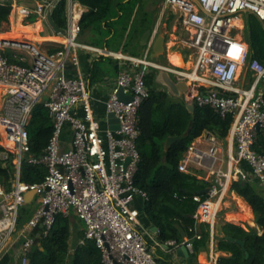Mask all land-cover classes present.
Listing matches in <instances>:
<instances>
[{"label":"built area","instance_id":"built-area-1","mask_svg":"<svg viewBox=\"0 0 264 264\" xmlns=\"http://www.w3.org/2000/svg\"><path fill=\"white\" fill-rule=\"evenodd\" d=\"M1 1L17 6V0ZM164 4L174 11L184 31L180 40L191 58L187 70L152 59V42L140 57L80 43L81 26L74 10L68 18L65 44L55 51L43 52L0 37V134L9 143L3 145L2 156L9 159L13 153L16 165L11 187L0 183V251L14 233H19L21 264L30 262L37 227L43 224L39 236L49 235L60 214H75L83 221L85 239L95 241L105 264H165L147 247L145 234H153L142 222L136 205L137 198L144 203L148 200L147 192L135 184V176L141 158L137 147L139 109L150 95V69L167 70L187 81L184 97L188 103L234 117L227 154L211 130L197 136L184 152L178 169L208 181V191L193 195L198 203L194 225L189 228L193 236L180 243L168 240L162 246L177 250L185 245L193 252L194 240L202 237L198 228L202 223L209 224L213 238L220 204L234 181L257 180L264 189V154L252 150L258 125L264 128V64L257 58L248 59L249 45L237 32L244 25V12L255 14L264 25V0H165ZM57 5L40 0L34 9L25 7L21 14L34 13L47 20ZM79 48L120 62L106 99L96 98L83 76L67 74L70 63L79 66ZM245 67L252 77L249 85L240 83ZM120 92L131 98L120 97ZM40 102L49 111L54 132L44 154L34 157L29 156L28 124ZM100 104L106 112V124L100 118ZM109 113L118 120V129L110 127ZM27 156L30 163L45 165L42 182L22 180ZM30 191L35 194L29 202L36 205L20 227L21 209L29 203L26 195Z\"/></svg>","mask_w":264,"mask_h":264},{"label":"trees","instance_id":"trees-1","mask_svg":"<svg viewBox=\"0 0 264 264\" xmlns=\"http://www.w3.org/2000/svg\"><path fill=\"white\" fill-rule=\"evenodd\" d=\"M78 1L91 8L80 20L81 29L95 28L96 31L103 32L102 23L104 22L108 32H114L113 39L107 41L110 47L123 45L124 50L128 51L129 48L147 45L142 43V37L154 24L147 11H135L134 5L128 8H126L127 5H122V15L112 19L115 0ZM12 9L10 1L0 0V32L8 30ZM52 16L60 27H67L66 0L60 1ZM243 17L244 39L249 45L248 59L257 58L264 64V25L253 13L244 12ZM37 18L36 14H30L25 19V23L35 22ZM125 34H128V39L123 43ZM94 43L102 44L100 41ZM101 58H110L114 66L117 65L118 60L113 57L102 56ZM92 74L94 80L102 76L97 65ZM247 77L249 78L247 85H249L252 77L248 70ZM262 86L264 87V83ZM187 104L184 95L175 96L167 89L151 88L149 97L139 109L141 133L137 140V147L141 158L135 184L148 194V200L143 209H140L141 219L146 227H157L152 234L161 244L157 245L160 251L164 250L162 244L168 240H176L180 243L184 240V235L193 236V231H189V228L194 225L193 215L198 207V203L193 200V195L203 191L209 185L208 181L178 169L184 152L205 130L214 131L221 140H226L234 120L232 114L223 117L209 106L195 105V111L191 112ZM192 120L194 126L190 133H186ZM28 129L31 142L29 156L40 157L44 154L54 132L53 121L43 102L38 103L34 108ZM172 135H180L181 140L167 150L165 142ZM0 139H4L1 134ZM255 148L257 152L264 154V128L257 134ZM4 149L5 147L0 144V183L9 189L15 176L16 165L13 161V153L10 154L9 159L3 158ZM244 166L248 168L246 164ZM46 172L44 164L30 163L28 156L24 158L22 180L28 183H40L44 180ZM231 191L243 197L251 206L255 216L254 221L262 232L259 233L256 227H249L247 230L241 225L224 222L222 224L224 235H215L214 239L217 241V249L230 255L219 256L217 264H264V192L258 185V181L251 179L234 181ZM33 205V202H29L22 207L19 218L20 227L30 218L34 210ZM75 219L76 217L73 220L71 216L58 215L52 231L47 236H38L41 230L38 226L34 233L36 243L29 264H105L95 241L85 239L84 229H78V239L76 238L74 244H71L72 224ZM198 228L202 237L194 240L193 252L190 254L191 264H196L200 251L210 249L209 224L202 223ZM227 237L243 240L245 244L241 245ZM145 238L149 245H153L149 235L145 234ZM157 258L163 263L171 262L170 256Z\"/></svg>","mask_w":264,"mask_h":264},{"label":"crops","instance_id":"crops-1","mask_svg":"<svg viewBox=\"0 0 264 264\" xmlns=\"http://www.w3.org/2000/svg\"><path fill=\"white\" fill-rule=\"evenodd\" d=\"M18 1L19 0H17V5L28 7V6H26L27 4L25 1L22 4L21 3L19 4ZM34 1L37 2L40 0H34ZM60 1H62V0H50V2H52V3L57 2L58 4L60 3ZM130 1L131 0H115V3H117V4L114 3L113 9H112L114 16L112 17V19L119 18L123 13L122 8H121L122 5L126 6L125 4H127V3L129 4ZM129 5L132 6L131 3ZM134 6L136 7L135 11H137V10L147 11L149 13L151 19L154 21L152 28L148 29V30H151L153 33V35H151V38L148 41V43L152 42V47H153V43L155 42V40L158 36L159 30L162 26V20H164V19H166L167 21H168V19L170 20V23L172 24V32L170 33V35L175 37V41L172 39V41H171L172 43H169L168 41H170V40H168L166 42V39H165V43H166L165 54H167V56H169L173 52L174 53L179 52V54L183 57V60L185 62L186 49L180 40L181 37L183 36V32H182L183 30L180 27V25L178 24V22L176 21L174 11L171 10L174 14L172 16L171 15L172 13L167 11V8L165 7V4H164L163 7L161 8V11L159 13L160 15H159V18L157 20L156 14L159 12L158 6L152 8V10L155 11L154 12L155 15H153L150 10L145 9V7H143V5L140 2H139V5L135 4ZM128 7L129 6L127 5L126 8H128ZM90 9H91L90 6L83 4L78 0H66L67 20L69 18L71 10H74V12L78 15V17L80 16L79 17V21H80L82 19L83 15L86 12L90 11ZM53 11H52V14H53ZM25 19H26L25 16L22 15L18 11V7H14L12 9L11 14H10V21L12 22L11 30H14L16 33H15V35H9L6 37H15L14 39H18L16 37H21V36L26 37L27 39L22 38L19 40L28 41L29 43L33 44L35 47H37L39 50H41L43 52H52V50L54 48L61 47L65 44L66 33L62 34V33L55 31L48 24V21L45 18L38 16L37 20L35 22H32V23H25ZM38 22H40L41 26H42L40 30H38L36 28ZM102 25H103V29H102L103 32L102 31L101 32L96 31L95 28L81 29V32L79 35V42L86 44V45L102 48L108 52L109 51L117 52V53L120 52L122 54L131 55V56H139L140 57V56H142V54L145 53V49H146L148 43L145 47H138V48L133 47L131 49L129 48L128 51L124 50L123 45H120V46L117 45V46H111L110 47L107 44V41H110L111 39H113L114 32H108L109 31L108 27L105 26L104 22L102 23ZM29 26H32L33 28H29ZM67 27H68V21H67ZM67 27L65 29H67ZM5 32H8V31H5ZM5 32H3V33H5ZM176 33H178V37H176ZM167 34H168V32H167ZM165 38H167V36H165ZM127 39H128V34H125L124 38H123V43H125V41ZM95 41H100L102 44L101 45L95 44L94 43ZM39 45H41V46H39ZM181 51H182V53H181ZM23 52L27 53L28 51L24 50ZM77 52H78L79 59H80L79 66H75L72 63H70L68 65V68H67V74L69 76H83L86 79L92 94L98 99H103V100L106 99L108 92L110 91V87H111L110 83H112L115 79L113 78V80L109 84H106V82H105V80L108 81L107 79H105V77H107V76H105V77L101 76L95 80L93 79V74H92L93 69L96 65V62L101 58V56L98 55V53H96V52H93L91 50L84 49V48H79ZM151 52H152V48H151ZM187 56H188V54H187ZM104 57H107V56H104ZM171 64H173L174 66H177V67H181V66L175 65L172 62H171ZM114 67L116 68V70L120 69V62L118 61L117 65ZM150 82H151V85L155 84V87H151ZM147 83H148V86L150 88L163 89L162 84L158 79V74L156 73V70L155 71L151 70L148 73ZM98 111L100 114V118H103L102 123L106 124V119H104V117L106 116V112H105L104 106L102 104L98 105ZM228 149H229V147H228ZM228 149H227V151H228ZM260 188L262 190H264L263 187H260ZM136 205L140 209L141 208L143 209L145 203L141 198H137ZM221 205H223V202L221 203ZM250 208H251V206H250ZM251 210H252V208H251ZM71 217L73 218V220H74V217H76L75 221L79 220V217L75 214H73ZM254 219H255V217H254ZM235 220H236V218H231L230 220H228V222L234 223ZM80 221H82V220H80ZM142 222H143V220H142ZM238 225H241L242 227H244L247 230L249 229L243 223L238 224ZM153 227L149 226V227H147V229H149V231L152 233V232H154V230L152 229ZM250 227H256L259 230V233L262 232L261 228L257 226L255 221L252 222V225H250ZM80 228L84 229V226L81 225ZM215 235H219V236L224 235V233L222 231V226H221L220 230H216V228H215L214 236ZM214 236H213V238H211L210 249L209 250H203V251L199 252L196 264H217L219 256L230 255V253L223 252V251L217 249V241H215ZM150 238L153 240V246L157 247V244L154 242V240L158 241L156 239V237L154 235H152V237L150 236ZM186 238H189V236L184 235V240ZM19 246H20L19 233H14L12 235V237L10 238L8 245L6 247H3L0 251V264H21L20 254H19ZM162 247L164 250L163 251L159 250L157 257H160V258H163V257L166 258V256L171 257V262L165 263V264H191V262L189 263L186 258L178 256L177 250H175L172 246H162Z\"/></svg>","mask_w":264,"mask_h":264},{"label":"rangeland","instance_id":"rangeland-1","mask_svg":"<svg viewBox=\"0 0 264 264\" xmlns=\"http://www.w3.org/2000/svg\"><path fill=\"white\" fill-rule=\"evenodd\" d=\"M24 1L27 4L26 6H28L30 9H34L35 8L36 1H34V0H28V1L27 0H19L18 3L22 4ZM164 1L165 0H131L130 3H131V5H135V4L139 5V2H140L143 5V7H145V9L150 10L153 15H155V13H154L155 11H153L152 8L158 6L159 7V9H158L159 12L156 14V18L158 20L161 8L164 5ZM125 5L130 6L129 4H125ZM167 11L172 13L171 14L172 16L174 15L170 8H167ZM31 14H33V13H31ZM27 17L28 16H25V18H27ZM11 27H12V22L10 21V25H9V27H7L8 28L7 31H10ZM167 32H168V34H167ZM171 32H172V24L170 23V20L169 19H168V21L166 19L162 20V26H161V28L159 30L158 35L167 36V38H165L166 42L168 40H170L168 42L172 43L171 41H172V39L175 41V37L170 35ZM182 32L184 34V31H182ZM237 32H238V35L241 36L244 39V36H245L244 35V25H243V27L241 26L240 28H238ZM9 35L10 34L8 32H6V33L0 32V37L1 38H15V37H6V36H9ZM176 37H178V33H176ZM16 38L22 39V38H26V37L21 36V37H16ZM165 45H166V43H165ZM39 46H41V45H39ZM7 51L10 52V53L12 52L11 49H8ZM181 53H182V51H181ZM151 54H152V52H151ZM187 54L188 53L185 52V62L189 63L188 67H190V65H191L190 64V59L191 58L188 57ZM98 55H100L102 57L104 54H98ZM143 55L144 54H142V56ZM104 56L111 57L109 55H104ZM156 61L158 63L162 64V65H165V66H168V67H174V65L171 64L167 54H164L162 57L156 59ZM96 65L98 66V68L100 70V73L102 74V77L107 76V77H105V79L108 80V81L105 80L106 84H109L113 80V78L114 79L117 78L119 69L116 70V68L114 67V62H113L112 59H110V58H105V59L104 58H100L96 62ZM187 69H188L187 66L183 67V70H187ZM151 70L155 71V69H150V71ZM157 71L158 70H156V73H157ZM165 71H167V70H165ZM173 77L176 80H179L175 75H173ZM248 81H249V78L247 77V68L245 67L244 71H243V76H242V79H241L240 82H241L242 85H247ZM150 86L151 87H155V84L151 85V82H150ZM162 87H163V89H166V86H164V84H162ZM1 133H3V132H1ZM221 142H222L223 150L227 154V149H228V147L230 145V133H229L228 137L226 138V140H221ZM0 144L6 146L9 143L7 141H5L4 139H0ZM206 173H207V171L204 170L203 174L206 175ZM35 205H36V203L33 205V207H32L33 209H34ZM254 217H255L254 213L251 210L250 205L246 202V200L243 197L239 196L236 192L229 191L227 193V195H226V198H225L224 202H223L222 209L220 210V212L218 214L217 223H216V230H220L222 224L224 222L230 220L231 218H236L234 223H236V224L243 223L249 228L250 225H252V222H254ZM72 225L73 226H72V234H71V244L73 245L75 240L78 239V235H79L78 229H80L81 225L84 226V228H85V224L83 223V221H80V219H79L78 221L73 222ZM146 242H147L148 249L152 252L153 255H155L157 257V254L159 253V249L156 246L149 245V242L147 241V239H146Z\"/></svg>","mask_w":264,"mask_h":264},{"label":"water","instance_id":"water-1","mask_svg":"<svg viewBox=\"0 0 264 264\" xmlns=\"http://www.w3.org/2000/svg\"><path fill=\"white\" fill-rule=\"evenodd\" d=\"M47 21L48 24L57 32L59 33H66V29L60 27L53 19L52 16V12H49L47 15ZM151 35H153L151 30H147L142 37V43H148L149 39L151 38ZM5 41L8 42H13V43H20V44H26L29 46H34L33 44L29 43L28 41H22L19 39H14V38H3ZM166 52V45H165V36L164 35H158L155 42L153 43V47H152V54H150V57L152 59H158L160 55L165 54ZM158 74V79L159 81L164 84V86H166L167 91H169L170 93H172L175 96H181L183 94H185L189 88V84L187 81L185 80H176L169 72L165 71V70H158L157 71ZM120 97L124 98V99H130V96H123L122 92H120ZM187 108L191 111L194 112L195 111V104L194 103H188L187 104ZM109 118H110V127L113 129H118L119 126L116 125V123L118 122V120L116 118H114V114L113 113H109ZM194 126V121L192 120L190 122V125L186 131V133H190L191 129ZM258 131L261 130V126L258 125L257 127ZM181 140V136L180 135H172L169 136L166 139L165 142V148L167 150H169L175 143L179 142ZM252 150H255V147L252 146ZM208 189H205L204 192H207ZM34 192L30 191L27 193V202L30 201L31 197L34 196ZM40 227H43V224L40 225ZM154 231L157 230V227H153L152 228ZM39 236V235H38ZM229 240L232 241H236L241 245L245 244V241L240 240V239H235L233 237H227ZM177 255L180 257H184L187 259V261L190 263L191 262V257H190V251L189 249L185 246L182 245L181 247L177 248ZM248 255V252H247Z\"/></svg>","mask_w":264,"mask_h":264},{"label":"bare ground","instance_id":"bare-ground-1","mask_svg":"<svg viewBox=\"0 0 264 264\" xmlns=\"http://www.w3.org/2000/svg\"><path fill=\"white\" fill-rule=\"evenodd\" d=\"M16 7H18V11L21 13L22 11H24V9H26L24 6H19V5H17ZM80 17V16H79ZM41 23L40 22H38L37 23V29L38 30H40L41 29ZM29 28H33L32 26H29ZM6 33V32H5ZM8 33L10 34V35H15V31L14 30H10V31H8ZM170 43V42H169ZM169 59H170V61L172 62V63H174L175 65H178V66H181V67H184V66H188L189 65V63H186V62H184V60H183V57L179 54V52L178 53H171L169 56ZM188 68V67H187ZM222 203V202H221ZM221 205V204H220ZM244 216V215H243ZM250 217V216H249ZM248 218V217H247ZM252 218V217H251ZM251 220V219H250ZM252 221V220H251ZM250 223V222H249Z\"/></svg>","mask_w":264,"mask_h":264},{"label":"flooded vegetation","instance_id":"flooded-vegetation-1","mask_svg":"<svg viewBox=\"0 0 264 264\" xmlns=\"http://www.w3.org/2000/svg\"><path fill=\"white\" fill-rule=\"evenodd\" d=\"M163 55H164V54H163ZM163 55H160L159 58L162 57Z\"/></svg>","mask_w":264,"mask_h":264}]
</instances>
